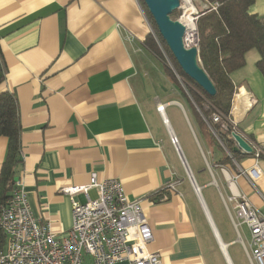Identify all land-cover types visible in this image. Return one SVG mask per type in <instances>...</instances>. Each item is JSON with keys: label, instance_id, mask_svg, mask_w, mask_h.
Instances as JSON below:
<instances>
[{"label": "crops", "instance_id": "obj_1", "mask_svg": "<svg viewBox=\"0 0 264 264\" xmlns=\"http://www.w3.org/2000/svg\"><path fill=\"white\" fill-rule=\"evenodd\" d=\"M250 12L264 19V0H256ZM150 24L140 0H0V51L7 66L1 90L16 95L22 126L19 180L35 217L63 236L73 224L72 197L64 189L89 184L93 172L99 179H119L131 200L141 198L154 234L148 249L159 253L163 264H211L214 225L171 142V131L178 133L166 110L178 104L190 116L171 92L164 100L149 93L146 76L153 61L143 41ZM260 57L251 49L246 64L231 73L239 87L231 120L237 133L254 142H264ZM159 102L166 104L164 115ZM194 118L191 130L209 158L201 165L186 160L202 196L204 188L218 184L224 198L223 183L227 197L245 195L264 216V174L257 188L239 174L253 165L252 155L240 150L233 163L218 165L221 152L208 143L196 112ZM187 130L179 134L184 138ZM7 145V137L0 136V172ZM262 168L264 173V162ZM235 176L230 186L228 179ZM89 196H97L95 188ZM213 222L228 249L236 239L225 240Z\"/></svg>", "mask_w": 264, "mask_h": 264}, {"label": "built area", "instance_id": "obj_2", "mask_svg": "<svg viewBox=\"0 0 264 264\" xmlns=\"http://www.w3.org/2000/svg\"><path fill=\"white\" fill-rule=\"evenodd\" d=\"M192 5V0H181L183 13L179 20L188 13L192 15L191 24L184 23L187 27L184 41L187 47H199V11L195 7L189 10ZM151 32L158 40L152 27ZM165 108L166 104L158 103L157 109L162 115ZM210 118L212 124L221 123L217 112ZM211 123L208 122L215 132ZM171 142L175 148L179 144L175 134H171ZM248 142L253 148L254 163L249 168H241L239 174L257 188L264 174V142ZM237 177L228 179L230 186ZM176 186L171 184L172 189ZM92 188L97 191L95 198L89 196ZM64 192L72 197L73 224L65 235L58 236L49 224L43 225L35 217L27 191L17 181L12 196L0 207V230L7 237L5 248L0 249V264H163L160 254L148 249L154 234L141 198L131 200L119 179H99L93 172L89 184L73 185ZM78 194L85 199L76 198ZM228 200L234 212L228 202L226 206L241 242L244 243L240 226L246 225L250 232L248 247L244 243L250 264H264V216L245 195L234 193Z\"/></svg>", "mask_w": 264, "mask_h": 264}, {"label": "trees", "instance_id": "obj_3", "mask_svg": "<svg viewBox=\"0 0 264 264\" xmlns=\"http://www.w3.org/2000/svg\"><path fill=\"white\" fill-rule=\"evenodd\" d=\"M140 1L145 5L143 0ZM255 1L194 0L199 11L197 29L200 64L215 84L217 93L214 96L207 94L184 73L161 36L154 19L145 8L158 40L150 32L143 44L163 61L162 54L165 52L183 76L193 83V86L188 85L186 94L194 102L198 124L207 136L208 143L221 152L220 159L215 162L218 165L233 163L242 153L240 150L234 151L236 141L232 132L236 130V127L231 120V112L239 87L233 81L231 73L246 64L248 51L257 49L261 57L256 64L264 76V19L250 12V6ZM177 13V10L172 13L174 19H176ZM165 70L169 73L170 79L178 85L171 70L167 67ZM6 74L7 66L0 51V136L8 139L6 155L0 172V207L12 196V192L17 186L15 178L19 177L20 167L24 162L19 103L14 93L1 90ZM215 112L221 115L219 124L211 123L210 117ZM208 122L212 124L215 132L211 130ZM242 155L250 154L242 153ZM165 193L163 192L161 195ZM6 239V234L0 230V249L5 248Z\"/></svg>", "mask_w": 264, "mask_h": 264}, {"label": "rangeland", "instance_id": "obj_4", "mask_svg": "<svg viewBox=\"0 0 264 264\" xmlns=\"http://www.w3.org/2000/svg\"><path fill=\"white\" fill-rule=\"evenodd\" d=\"M144 8H146V6ZM196 9L197 8L195 7V10ZM177 12L178 13L175 16V18L179 19L183 13V9L180 8L177 10ZM148 53H146V56H148V58L153 61V64L148 69L149 75L146 76V79L149 82V86L151 89V90L149 89L150 90L149 93L151 94L152 92L154 93L153 95H155V97H159L161 100H164L163 97H165V93L170 94L171 92L172 94L170 98L175 97L182 101V103L184 104L185 111L188 114V116H190V118L186 117L183 109L178 104L169 105L167 107L166 113L170 119L171 125L174 127V130L176 131V133H178L179 141H180V144H181V147L183 149V153L186 159L190 160L191 162L193 161L194 162L193 164L201 165V164H204V162L206 163V158L207 157L209 158V154L205 152V156H204V153L202 152V148L199 146L197 140L195 139L193 132L191 130V125H190V123L193 124V126L196 129L197 119L194 118V115H195V112L193 109L194 102L192 101L191 97L188 94H186V92H188V89H187L189 87L188 85L193 86V83L189 79L183 76V74L179 71V69L176 67V65L172 62L170 57L165 52L162 54L164 61L157 54H153L152 52H150L149 54ZM166 67L171 70L179 86L175 84V82L171 83L166 80L165 75L166 73L167 75L169 74L165 70ZM176 85L178 86L179 91L185 94L184 96H182L178 92V90L175 89ZM183 127H187L189 130V133L187 134L186 137L184 135V138L183 136L179 134V131H181ZM188 180L190 182V185L193 186L189 177H188ZM214 183L216 184V182ZM217 185L218 184L213 185L212 187H207L203 189V197L205 198L206 204L208 205L209 212L211 213L214 221L216 222L222 237L225 240H228L230 238L236 239V242L228 246V251L231 255L233 264H250V261L248 259V256H247V253L244 247V243L247 247L249 245L250 232L248 228L246 227V225L240 226V232L244 240V243L241 241H237L238 232L235 228V225L228 212L227 206L224 202V198L225 200H228L227 193H226V189H227L226 185L223 183H220L219 185L224 195V198ZM185 187H186V183H184L183 185L184 189ZM193 193L196 196L194 189H193ZM229 203H228V206H230L229 208H231L232 211L234 212L232 204L231 203L229 204ZM214 240H215L214 243L210 245L211 246L210 247L211 248V259H212L211 264H227L222 255V252H221V249L219 247L218 240L216 239V237Z\"/></svg>", "mask_w": 264, "mask_h": 264}, {"label": "water", "instance_id": "obj_5", "mask_svg": "<svg viewBox=\"0 0 264 264\" xmlns=\"http://www.w3.org/2000/svg\"><path fill=\"white\" fill-rule=\"evenodd\" d=\"M143 1L149 13L151 14L152 18L154 19L155 24L161 36L167 43L169 49L171 50L172 54L174 55L176 61L178 62L179 66L182 68L184 73L187 76H189L192 80H194L207 94L211 96L216 95L217 89L215 87V84L213 83L208 73L200 64L199 47L186 46L184 38L187 32V27L181 20L174 19L172 17V13L181 8V0H143ZM171 134L174 135V132L171 131ZM232 136L236 141V146L234 147V151L242 150L244 153H249V154L252 153L253 151L252 146L241 134L237 132H232ZM176 149L187 170L188 177L194 187V190L198 196L197 188H199V186L179 144L176 145ZM18 180L19 177H16L15 181ZM198 198L201 203L203 200V203L205 204V200L203 196L202 199H200V196H198ZM213 229L215 235L217 236L220 249L224 255L227 264H233L228 249L226 248L224 249L222 247L219 241V238L221 237L218 238V233H216V228ZM237 241H241L240 237L237 238Z\"/></svg>", "mask_w": 264, "mask_h": 264}, {"label": "bare ground", "instance_id": "obj_6", "mask_svg": "<svg viewBox=\"0 0 264 264\" xmlns=\"http://www.w3.org/2000/svg\"><path fill=\"white\" fill-rule=\"evenodd\" d=\"M189 10H194V6L192 5V6H190V8H189ZM191 20H192V15L190 14V13H188L187 15H185L183 18H182V22L183 23H185V24H187V25H189V23L191 24ZM240 115V114H239ZM200 190H201V187H199V188H197V193H198V196H200V199H202V196H201V193H200ZM202 203H203V200H202ZM203 206H204V209L206 210V212L208 213V216H209V218H210V223H211V226H212V224L215 226H212V228H216V233H218V237H221L220 236V234H219V232H218V229H217V227H216V225L214 224V222H213V219H212V217H211V214H210V212L208 211V208H207V206H206V204H204L203 203ZM214 230V229H213ZM220 240V243H221V245H222V247L225 249H227V244L226 243H222L223 241H222V238H220L219 239Z\"/></svg>", "mask_w": 264, "mask_h": 264}]
</instances>
